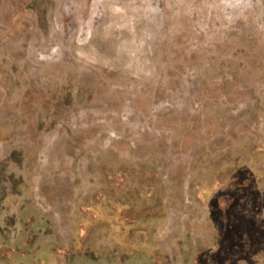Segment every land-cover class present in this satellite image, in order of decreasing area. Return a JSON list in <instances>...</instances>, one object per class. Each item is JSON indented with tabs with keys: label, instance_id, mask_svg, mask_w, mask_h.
Segmentation results:
<instances>
[{
	"label": "rangeland",
	"instance_id": "374dc122",
	"mask_svg": "<svg viewBox=\"0 0 264 264\" xmlns=\"http://www.w3.org/2000/svg\"><path fill=\"white\" fill-rule=\"evenodd\" d=\"M0 264H264V0H0Z\"/></svg>",
	"mask_w": 264,
	"mask_h": 264
}]
</instances>
